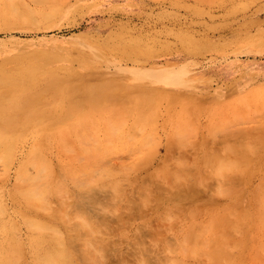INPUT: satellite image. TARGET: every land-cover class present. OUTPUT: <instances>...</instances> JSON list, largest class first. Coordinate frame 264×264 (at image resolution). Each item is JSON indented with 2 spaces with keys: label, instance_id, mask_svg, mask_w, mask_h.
<instances>
[{
  "label": "rangeland",
  "instance_id": "rangeland-1",
  "mask_svg": "<svg viewBox=\"0 0 264 264\" xmlns=\"http://www.w3.org/2000/svg\"><path fill=\"white\" fill-rule=\"evenodd\" d=\"M30 67L79 109L24 133L0 78L4 256L36 264L38 223L71 264H264V0H0V74Z\"/></svg>",
  "mask_w": 264,
  "mask_h": 264
},
{
  "label": "bare ground",
  "instance_id": "bare-ground-1",
  "mask_svg": "<svg viewBox=\"0 0 264 264\" xmlns=\"http://www.w3.org/2000/svg\"><path fill=\"white\" fill-rule=\"evenodd\" d=\"M0 75H1L0 78H3L5 80L7 79V80L14 81V82H12V85L9 84V86L11 87L10 89L13 92L12 94L14 95V98H15V102H13L11 109H12V111L18 113L16 116H17V119L20 121L21 126L24 128V133L31 126L39 124V122H41L44 118H48V117L51 118L52 116L58 114V112H57V109L59 107L58 98L64 97V98H66L68 100V102H67L68 105H66L67 108H66V112H65V114L67 116H69L70 114L74 113L75 111H77L79 109V106L78 105H74L72 103V101H71L73 93H74L72 88H67V91H65L64 93H59V92L54 91V99L52 101V104H49V102H46L44 97H46V95L51 90L53 91V87H54L53 83L57 84L59 82H57V80H55V78L53 80L52 77H51L50 79H51L52 82H49L46 85L42 84V78L40 76V73H39L38 69H36V68L30 67L27 70L16 72V73L3 72V74H0ZM13 79H15V80H13ZM47 82H48V80H47ZM76 101H78V99H76ZM64 103H65V101H64ZM66 138H67V136H64L63 139H66ZM243 147L244 146H242L241 148H243ZM253 148H254V146H253ZM249 149H250V147H249ZM217 156L216 157L215 156L211 157V158H213V160L211 159L212 163L210 162L211 166H213L212 164H215L214 161L217 162L218 159H221V158H219ZM221 156H222V154H221ZM91 158H93V157H91ZM223 158H224V160H226L225 156L222 157V159ZM31 162L34 165H36V167L38 169V176L36 178H29V177L26 176V173L24 171V175L22 174V178H23L24 183H26V187L23 189L24 193H22V194L24 195V199H26L28 203H40L45 198V192H44V188L42 187L41 181H42V177H43L42 173L44 171H46L47 168H46V166L44 164H41V162H42V156L41 155L39 156L38 154H33L31 156ZM236 164H238V162ZM240 166H241V164H240ZM242 166H243V164H242ZM226 167L227 166L224 165L222 162L220 163V168H221L222 171H224L223 169H225ZM238 168H239V165H238ZM233 170H234V168H233ZM219 172H221V171H219ZM27 183H29L28 184L29 187L27 186ZM82 184L85 185V183H82ZM46 194H47V191H46ZM80 221H81V219H80ZM212 222H214V221H212ZM228 222H231V220H229ZM215 223H216V221L213 223V225ZM31 228L35 229L36 231L39 230V229L40 230L41 229H46V231H48L47 233L50 232L52 234L51 237H53V239L51 240V246L47 249L46 253H44V251L40 250V249L48 242L49 239L47 238V235L41 236L40 238H38L36 240V244H35V248L37 250L36 252H43V255H41L40 253L37 255V258H36L37 263L36 264H71L72 263L71 260H70V259H72V257L70 258V253H69L70 251H68V248L66 247V244L64 243V239L57 232V230L54 229L55 227L54 228H52V227L46 228V227H44V226H42V225H40L38 223H32L31 224ZM235 228L237 230V226H235ZM202 230H204V229H202ZM231 234L229 236H231ZM216 236L218 237V235H216ZM201 239H202V236H201ZM201 239H199V240H201ZM213 239L211 240V241H213V243H215V241L217 243L218 240H219V239L217 240L216 237H215V241ZM228 239H230V238H228ZM187 240L190 241L193 246L198 245V241L199 240H198V236L197 235H191V236H189L187 238ZM202 241L203 240H201L199 242H202ZM212 244L210 246H212ZM192 245H191V248H192ZM203 245H206V243H203ZM198 246H200V244ZM213 246H215V245H213ZM187 249H188V247H187ZM192 250H193V248H192ZM216 250H218L220 252L224 251V250H222V247H219ZM187 252H188V250H187ZM220 252L219 253L216 252V254L220 255L221 254ZM190 253L193 254V252H190ZM197 254H199V253L197 252ZM200 255H203V254H200ZM228 256L230 257L231 254L229 255V253H228ZM210 257H211V255H210ZM213 258H215V257H213ZM218 259L219 258H217V260ZM15 260L16 259L14 258V253L9 254L8 256H6V255L4 256L2 254V252H1V250H0V264H15V262H16ZM16 264H18V263H16Z\"/></svg>",
  "mask_w": 264,
  "mask_h": 264
}]
</instances>
